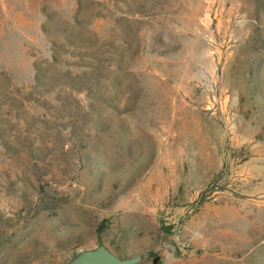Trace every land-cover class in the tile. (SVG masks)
I'll return each instance as SVG.
<instances>
[{
    "label": "rangeland",
    "instance_id": "rangeland-1",
    "mask_svg": "<svg viewBox=\"0 0 264 264\" xmlns=\"http://www.w3.org/2000/svg\"><path fill=\"white\" fill-rule=\"evenodd\" d=\"M100 245L264 264V0H0V264Z\"/></svg>",
    "mask_w": 264,
    "mask_h": 264
},
{
    "label": "water",
    "instance_id": "water-1",
    "mask_svg": "<svg viewBox=\"0 0 264 264\" xmlns=\"http://www.w3.org/2000/svg\"><path fill=\"white\" fill-rule=\"evenodd\" d=\"M140 255L121 258L112 253L104 245L82 251L67 264H134L140 260Z\"/></svg>",
    "mask_w": 264,
    "mask_h": 264
},
{
    "label": "trees",
    "instance_id": "trees-1",
    "mask_svg": "<svg viewBox=\"0 0 264 264\" xmlns=\"http://www.w3.org/2000/svg\"><path fill=\"white\" fill-rule=\"evenodd\" d=\"M102 228H103V227H100V228H99V231H101ZM150 255H151V256H156V254H155L154 252H151Z\"/></svg>",
    "mask_w": 264,
    "mask_h": 264
}]
</instances>
